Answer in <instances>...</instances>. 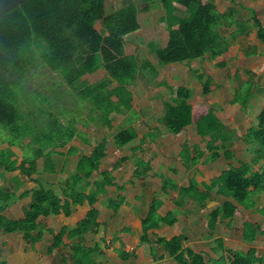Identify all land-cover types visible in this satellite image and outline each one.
<instances>
[{
    "label": "trees",
    "instance_id": "trees-1",
    "mask_svg": "<svg viewBox=\"0 0 264 264\" xmlns=\"http://www.w3.org/2000/svg\"><path fill=\"white\" fill-rule=\"evenodd\" d=\"M141 1L144 4L158 5L165 12L161 23L169 33L168 43L163 48L155 43L149 44L150 51L156 55L160 66L192 63L207 56L217 59L227 54L233 42L240 36L251 34L239 18L238 8L231 6L222 13L218 10L216 0H210L209 3L203 0ZM106 2L107 0H26L20 6L7 11L1 18L0 129L7 136V139L2 137V143H8L9 147H19L24 156L17 165V159H13L16 154L11 149H0V168L7 172L19 169L39 183L33 177L38 170L39 161L44 160V171H55V149L71 143L79 134L77 125L84 120L85 112L88 121L98 120L112 129L113 114H125L133 110V94L129 87L137 82L140 75L146 76L148 71L154 77L158 75L151 61H141L137 55H128L126 51L128 38L141 30L138 4L130 2L108 12ZM250 21L257 40L264 45V24L256 9H250ZM97 23L101 24V29L96 28ZM225 30L230 31L228 36L224 35ZM252 54H259L257 48L248 55ZM37 62L57 75L58 80L55 83L58 92L66 91L81 101L80 117L60 116L63 119L60 122L59 117L54 114L57 113L54 108L56 106L49 101L52 100L51 93L48 92V99L44 98V90H28L23 77ZM100 69L107 73L105 78L93 84L84 80L87 75H93ZM197 78L202 85L203 96H208L211 93V77L201 74ZM247 83L252 84L251 81ZM167 89L172 103H165L162 122L168 132L179 135L195 122L202 139L210 138L207 149L212 152L211 159L222 157L221 150L225 151L235 133L216 116L218 108H194L189 103L191 90L186 87L168 86ZM252 90L250 87L245 95H240L237 90L232 103L246 109ZM54 119L53 124L51 121ZM256 123L244 136L245 141L252 147L251 163H240L237 168L230 166L211 183L212 186L207 188L204 196L197 193L195 182L189 187L181 188L179 192L180 199L190 196L204 202L210 194L209 191L219 187L220 195L227 200L211 214V228L217 224L218 218L234 217L238 213L237 206L249 210L257 205L254 197L262 195L264 198V108L257 116ZM42 128L47 130L38 134V129ZM136 137L135 129L127 128L114 137V142L121 149ZM29 151H34L32 157ZM224 155L227 157V152ZM117 156L118 161L101 172L104 179L102 187L95 183V189L87 194L90 180L96 171H100L107 157V140L98 143L90 156L79 159L76 171L62 190V196L44 188L33 191L31 203L25 209L24 218L21 220H11L4 215L14 194L0 189V230L5 233L20 232L26 241L35 244L44 234L40 218L60 214L70 217L72 206H82L87 202L90 210L77 227L68 233V238L74 239L93 232L94 227L100 226V191L113 185V172L125 161L119 152ZM123 201L120 197L118 200L109 201L108 205L116 211ZM158 209L159 203L156 201L151 206L149 216L143 221L142 237L145 242L148 240L149 231L159 228L162 222L174 224L172 216L159 217ZM261 213L264 216V208ZM257 230L254 224H245V240L253 243ZM66 234L67 228H64L55 236L51 251L63 244ZM183 239V236L174 237L170 241L161 238L158 243L163 244L166 252L177 264H205L202 254L184 249ZM72 246L74 264H83L90 254L78 244ZM216 264H264V258L259 256L258 250L251 248L246 253L228 252Z\"/></svg>",
    "mask_w": 264,
    "mask_h": 264
},
{
    "label": "crops",
    "instance_id": "crops-1",
    "mask_svg": "<svg viewBox=\"0 0 264 264\" xmlns=\"http://www.w3.org/2000/svg\"><path fill=\"white\" fill-rule=\"evenodd\" d=\"M181 9L184 10L182 7ZM98 24L101 25L97 23V29ZM126 51L128 55H137L128 53V43ZM207 57L210 58V56ZM156 60L158 62L157 57ZM156 60L149 61L156 67L158 75L149 79L142 74L137 82L129 87L133 94V110L125 114H113L112 129L98 120L88 121L87 115L83 117L84 120L77 125L79 134L74 140L62 148L55 149L53 154L55 171H44V160L39 161L38 170L33 176L39 183L24 175L19 169L7 172L4 168H0V189L14 194L5 208L4 215L11 220H21L24 218L25 209L31 203L33 191L44 188L62 196V190L76 171L79 159L90 156L94 147L103 140H107V157L100 171H96L90 180V185L86 189L87 194L95 189V183L101 186L104 180L101 172L118 161V152L125 160L120 168L113 172V185L106 186L100 191L98 196L100 226L94 227L93 232L74 239L68 238V233L77 227L90 210L91 207L87 202L82 206H72L73 211L70 217L60 214L40 218L44 234L35 244L26 241L20 232L5 233L0 230V264H74L72 245L77 244L84 247L90 254L83 264H86L87 260L94 261L92 262L94 264H177L166 252L163 244L158 243L161 238L170 241L177 236L184 237V249H191L195 253L202 254L205 264H216L222 257H226L228 252L246 253L251 248L258 250L259 256L264 258V216L261 213L264 208V198L262 195L254 197V202L257 204L254 208L246 210L242 206H237L238 213L234 217L218 218L213 228H209L211 214L227 200L220 195L218 186L209 191L210 194L204 202L190 196L183 199L179 197L181 188L189 187L193 182L197 185V193L204 196L208 191L207 188L212 186L211 183L230 166L237 168L240 163L252 162L253 156L250 153L252 147L245 141L244 136L250 128L256 126L257 116L264 108V105L258 107L261 109L250 114L254 108L252 101L254 85L252 97L246 109L232 103L240 87L234 91V96L228 103L223 102L226 95L221 102L209 101V98L202 102L203 96H191L189 103L194 108L196 106L218 108L216 116L235 133L225 151L222 150L223 156L212 160V152L207 149L210 138L202 139L197 132L195 122L187 126L179 135L170 134L162 122L165 103H172L167 87H186L189 90L193 87L192 83L190 85L169 84L159 80L162 69L189 65L203 59L192 63L166 66H160ZM195 74L198 76L205 73L195 71ZM97 75H101V78L90 81V77ZM106 76L107 73L100 69L93 75H87L84 80L93 84ZM142 78L149 85L152 96L140 95L137 84ZM250 79L246 83L251 81ZM197 83L199 87L201 83L198 79ZM161 89L167 90L168 95H165L166 92ZM213 93L214 90L211 89L208 97H214ZM222 116L228 117V121H225ZM127 128L135 129L137 137L130 144L118 149L114 137ZM0 149H11L16 154L13 159H17V165L22 162L24 152L19 147H9L8 143H2ZM226 151L232 152L234 156H227V158L224 155ZM254 168L257 170L256 166ZM27 193L30 195H26ZM120 197L124 201L114 211L108 203ZM156 201L159 203L157 212L159 217L172 216L174 224L162 222L159 228L149 231L148 240L145 242L142 237L143 221L149 216L151 206ZM247 223L254 224L258 229L253 243L244 238ZM64 228H67V234L63 237V244L51 251L55 236ZM124 255L127 258H124Z\"/></svg>",
    "mask_w": 264,
    "mask_h": 264
},
{
    "label": "rangeland",
    "instance_id": "rangeland-1",
    "mask_svg": "<svg viewBox=\"0 0 264 264\" xmlns=\"http://www.w3.org/2000/svg\"><path fill=\"white\" fill-rule=\"evenodd\" d=\"M130 2L138 4L141 30L137 34L128 38V53L137 54L141 61L146 59L155 61L156 57L151 53L148 45L150 43H155L160 47H165L167 45L169 33L161 23V18L165 15V12L160 6L155 4H144L141 0H107L106 8L107 11L110 12L113 8H120ZM204 2L208 3L209 0H204ZM216 4L218 6V10L222 13L231 6L238 8L240 14L239 18H241L251 34L249 36H240L233 42L230 52L217 59L206 57L203 61H197L189 65L165 67L161 71V77L159 80H163L169 84L190 85L192 83L193 87L191 89V96L197 95V97H201L203 96V88L201 84L199 85L200 89L198 87V78H196L197 75L195 74V71L204 72L206 75L208 74L209 76H212L211 89L214 90L212 96L215 98L211 96H203L204 99H201L202 102H205L208 98L209 101L214 100L221 102L226 95L225 101L223 102L228 103L229 99L233 98L234 91L236 89L240 87L238 92L240 95H245V92L249 90L250 87L253 88L254 85V91L252 90L254 108L250 111V114L255 113L258 107H262L264 105V45L257 40L256 33L252 30L250 9H256L258 11V14L264 24V0H217ZM148 7L149 9H147ZM97 27L98 29H101V25L98 24ZM228 32L230 33V31L225 30L223 33L228 36ZM254 48H257V52H259V54L248 55L254 50ZM156 63H158L157 60ZM222 63L225 65L222 66ZM171 74L173 75L172 77L169 76ZM146 77L152 79L153 75L150 71H148L146 72ZM100 78L101 75L90 77V81L98 80ZM249 78H251L253 85L245 83ZM57 80V75L43 67L40 62H37L35 67H33L23 77V82H25L28 90H44V98H48V92L51 93L52 100L49 101L56 106L54 108L57 110V113L54 114L59 117L58 120L60 122L63 121L60 116L80 117L82 108L81 101L66 91L58 92L56 90ZM146 83L145 79L142 78V80L137 84L138 88H140V95L152 96L151 89L148 88L149 85ZM161 91L166 92L165 95H168L167 90L161 89ZM64 102H66V104H64ZM260 109L261 108L258 110ZM86 115L87 113L85 112L83 117L85 118ZM222 118L225 121H228V117L222 116ZM252 120H254L253 117ZM54 122L55 119L51 121L53 124ZM31 126L33 125L31 124ZM46 130L45 128L38 129V131L42 132L37 131V133L41 134ZM2 137H6L7 139L6 132L0 129V145L2 144ZM226 152L228 157L234 156L232 152ZM33 153L34 151H29V155L31 157ZM209 228H211V223H209ZM57 229L59 230V226ZM41 230L44 233V230ZM124 258H127V256L124 255ZM92 262L94 261L87 260L86 264H94Z\"/></svg>",
    "mask_w": 264,
    "mask_h": 264
},
{
    "label": "water",
    "instance_id": "water-1",
    "mask_svg": "<svg viewBox=\"0 0 264 264\" xmlns=\"http://www.w3.org/2000/svg\"><path fill=\"white\" fill-rule=\"evenodd\" d=\"M26 0H0V20L3 15L24 3Z\"/></svg>",
    "mask_w": 264,
    "mask_h": 264
}]
</instances>
